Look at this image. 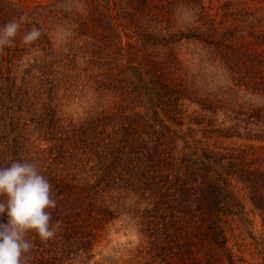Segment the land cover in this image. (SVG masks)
Listing matches in <instances>:
<instances>
[{"label":"rangeland","instance_id":"obj_1","mask_svg":"<svg viewBox=\"0 0 264 264\" xmlns=\"http://www.w3.org/2000/svg\"><path fill=\"white\" fill-rule=\"evenodd\" d=\"M152 1L0 0V28L20 22L14 44L0 50V167L34 163L41 174L59 175L81 191L108 184L104 174L115 152L132 184L137 169L126 167L135 162L126 156L131 135L123 128L143 126L147 149L166 125L177 132L170 142L177 153L181 139L195 137L244 151L250 160L260 156L263 163L250 167L264 170V142L248 141L244 125L240 138L204 137L212 128L234 126L229 110L264 107V0ZM154 6L164 14L161 21ZM234 20L228 31L235 48L227 64L205 38ZM33 27L40 35L25 43ZM156 62L162 75L144 92L128 67ZM172 93L176 108L170 110ZM211 106L220 108L215 115ZM230 179L240 205L224 217L227 248L237 264H264V216L242 182ZM116 191L99 195L116 217L92 251L72 264H144L131 254L143 239L135 212L128 196ZM81 199L70 205L80 207Z\"/></svg>","mask_w":264,"mask_h":264},{"label":"trees","instance_id":"obj_2","mask_svg":"<svg viewBox=\"0 0 264 264\" xmlns=\"http://www.w3.org/2000/svg\"><path fill=\"white\" fill-rule=\"evenodd\" d=\"M160 1L153 0L152 4L158 5ZM97 2L102 3L101 0ZM150 9L161 21L164 14L160 7ZM236 22L214 27L205 38L207 43L215 46L219 59L227 64L235 48V44H230L235 40L233 30H228ZM156 63L148 68L134 64L128 67L134 80L141 83L140 90L150 93L151 80L162 75V63ZM176 95L184 98L178 91ZM172 97L173 93L168 100L170 110L176 108V100ZM211 107L210 113L214 115L220 109ZM229 114L236 125L212 128L205 132L204 137L227 138L236 134L240 138L238 129L244 125L248 141L264 142V107L229 110ZM247 126H252L253 130ZM142 127L127 125L123 128L131 135L128 139L130 152L126 156H133L135 162L126 167L136 166L137 169L131 179L132 184L125 180L127 176L119 167L115 152L110 160L113 163L109 167L111 171L104 174L108 184L90 183V188L87 186L80 191L72 187L70 181L59 180V175L42 174L51 183V195L57 201L55 209H48L52 213L51 223L56 234L46 243H41L34 232L28 233L27 239L34 244L28 264H72L71 261L80 253L88 255L101 237V230L116 217L110 204L99 197L101 194L105 196L109 190L127 195L130 209L135 212L136 226L143 239L132 250L133 258L144 260V264H237L227 248L224 230L225 215L232 214V210L240 205L230 178L237 177L242 182L252 204L264 216V170L250 167L263 163V159L257 156L250 160L244 151L217 146V143L195 137L181 139L184 146L181 153H177L170 145L173 139H178L177 132L166 125L163 126L164 134L158 133L152 142L154 146L146 149L150 136ZM192 131L188 129V133ZM249 148L254 149L250 145ZM80 195L82 205L71 206L70 202L78 200ZM117 201L111 200V204ZM89 207L90 211L86 213ZM6 219L5 213L0 222H6Z\"/></svg>","mask_w":264,"mask_h":264},{"label":"clouds","instance_id":"obj_3","mask_svg":"<svg viewBox=\"0 0 264 264\" xmlns=\"http://www.w3.org/2000/svg\"><path fill=\"white\" fill-rule=\"evenodd\" d=\"M20 27L19 21H10L0 28V50L12 46ZM40 35L35 27L24 36L29 43ZM52 185L34 163L14 160L0 167V217L6 213V222H0V264H28L34 244L27 239L34 232L41 243L52 239L56 230L52 213L57 201L51 195Z\"/></svg>","mask_w":264,"mask_h":264}]
</instances>
